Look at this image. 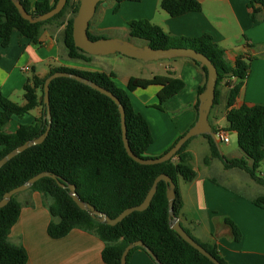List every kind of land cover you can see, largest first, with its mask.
<instances>
[{"label":"trees","instance_id":"16d2710c","mask_svg":"<svg viewBox=\"0 0 264 264\" xmlns=\"http://www.w3.org/2000/svg\"><path fill=\"white\" fill-rule=\"evenodd\" d=\"M113 1L120 4L141 0ZM20 2L27 12L36 16L50 11L57 0H54L53 4L48 1L37 2L34 5L31 0ZM79 4L80 0H67L64 9L53 18L41 23H30L21 17L11 0H0L1 47L6 48L10 45L15 31L36 44L48 25H55L57 28L64 26L62 44L65 58L69 61L91 63L94 56L74 45L72 25ZM248 7L251 10V21L257 22L260 11L264 13V0H250ZM161 8L169 16L176 17L187 12L200 11L201 0H162ZM129 28L130 37L140 39L154 49L193 48L212 61L218 72L214 106L218 103L220 86L224 83L228 88L226 98L228 126L225 131L236 133L237 143L243 155L238 158L226 157L220 153L213 138L204 135L210 146V154L204 162L209 165L212 160L219 159L225 169L242 170L264 188V178L257 174L260 165L264 163V104L242 103L239 108L233 107L248 78L251 56L238 57L232 66L225 60V51L208 34L195 38L175 37L147 20H132L129 22ZM88 35L92 40L104 38L102 35H92L89 29ZM248 45L253 47L252 44ZM194 62L199 65L198 62ZM202 70L207 78V69L203 67ZM58 71L85 77L118 97L125 108L127 138L131 150L144 159L150 158L146 156V150L153 143V135L144 116L134 110L129 93L137 89L158 86L160 90L155 107L161 108L164 102L185 87L181 79L170 75H155L147 79L130 77L127 88L122 89L116 85V74L113 71L82 70L69 66L50 68L44 77L33 75L26 82L23 87L24 104L11 101L0 92V159L45 131L47 120L46 106L43 102L44 82L47 77ZM204 88L205 86L200 89V93ZM49 98L52 116L49 135L42 144L27 149L0 169V200L6 192L22 185L33 176L49 171L59 176L63 182L75 185L82 201L115 218L125 209L141 204L155 179L161 174H166L176 185L174 212L177 216L180 215L183 203L178 188L179 180L191 182L196 177L192 164L193 154L188 150L193 138L188 140L169 161L156 165H141L126 152L120 113L112 99L83 83L64 77L51 82ZM198 105L199 101L197 107ZM36 108H40V114L33 124L20 125L13 133L6 132L13 116L22 117ZM213 129L217 130L214 126ZM213 180L222 183L215 177ZM228 187L264 210V193L252 194L247 189H235L231 185ZM167 188L166 182H159L148 209L134 212L117 225L110 226L98 222L87 211L81 210L71 198L69 190L61 188L57 180L42 178L29 190L13 196L10 202L0 209V264L28 262L29 256L25 247L22 244L11 243L9 235L23 207L19 196L34 192L41 194L43 204L51 216L47 228L48 235L53 239H60L73 229L95 235L104 244L102 260L105 264H121L124 249L135 241H142L162 264H213L170 227ZM224 221L231 229L233 240L240 241L241 232L238 227L229 219L225 218ZM181 225L220 263L229 264L219 254L216 243L199 241L190 230L182 223ZM138 249L146 252L141 247H135L127 256V264H130L133 252ZM149 257L153 260L150 255Z\"/></svg>","mask_w":264,"mask_h":264},{"label":"crops","instance_id":"0c3cea01","mask_svg":"<svg viewBox=\"0 0 264 264\" xmlns=\"http://www.w3.org/2000/svg\"><path fill=\"white\" fill-rule=\"evenodd\" d=\"M43 1L54 3V0H31V3L34 5ZM161 1H126L117 4L113 0H106L97 6L89 32L92 35L103 36L107 31H122L121 35L114 38L130 40L129 22L147 20L175 37L195 38L208 34L225 51V60L230 65L233 66L240 56H251L248 78L233 107L239 108L242 103L264 104V13L260 11L259 20L252 22L251 10L248 7L250 0H201L200 11L171 17L161 8ZM63 30L64 26L57 28L55 25H48L36 44L15 31L8 47L2 48L0 45V92L4 97L16 102L15 100L20 99V94L23 93L24 98L23 87L31 79L29 77L31 73L44 77L50 68L59 66L102 71L100 66L106 62L97 57L89 64L65 58ZM248 44H252L253 47H249ZM165 62L163 72L156 75H170L185 83V87L178 94L159 108L162 109L165 104H169L173 109L182 111L171 125L163 123L159 128L155 118L163 121V117L142 107L149 103L157 105L153 101L160 90L158 86L130 92L140 98L138 106L134 104V97L129 93L134 110L144 116L153 135V143L146 150V156L150 158L166 153L177 139L195 124L200 89L205 86L207 79L200 65L191 59L177 58ZM23 67H30V70L23 71ZM110 71L115 72L112 69ZM115 74L116 85L124 86L121 82L118 83V74L117 72ZM130 77L136 76H129L124 81L126 87ZM227 91L228 88L223 83L220 86L218 103L213 106L209 116L212 122L210 123L215 129L223 130L225 127L221 125L222 122H226V128L228 126ZM24 103L25 99L22 104ZM33 111L36 112V116L31 117ZM33 111L22 117L13 116L6 132L13 133L20 125L33 124L40 114V108ZM230 143L231 140L228 144ZM188 150L194 157L191 142ZM207 167L209 168V165ZM194 170L196 177L193 181L186 182L180 179L178 183L183 203L178 216L180 222L199 241L216 243L219 254L229 264H264V210L230 189L226 182H215L208 170L200 172L195 167ZM234 188L244 189L238 186ZM19 200L23 207L19 219L11 229L9 240L15 245L22 244L25 247L29 256L27 264H105L102 260L104 244L95 235L80 229H73L60 239H53L48 235L47 228L51 216L43 204L41 194L34 192L26 197H19ZM225 218L231 220L240 230V241L233 240L231 229L225 224ZM130 264L155 262L146 252L138 249L133 252Z\"/></svg>","mask_w":264,"mask_h":264},{"label":"water","instance_id":"95a60500","mask_svg":"<svg viewBox=\"0 0 264 264\" xmlns=\"http://www.w3.org/2000/svg\"><path fill=\"white\" fill-rule=\"evenodd\" d=\"M11 1L16 6L21 17L29 21L30 23H41L48 21L49 19L59 14L64 9L67 3V0H57L55 6L50 11L35 16L27 12V10L22 6L20 0H11ZM104 1L106 0H80L79 8L76 16L73 19V25H72V35H73L74 45L77 48L84 51L85 53L95 57L119 54L120 56H126L129 58L142 60L144 62L170 60L177 58H187L198 62L201 68L205 67L207 69V79H206L205 88L199 94L198 97L199 99L198 116L195 124L184 135H182L175 142V144L163 155L155 158H147V159L141 158L133 153L129 145V141L127 138L125 108L121 103V101L118 99V97L115 96L111 91L101 87L97 83L85 77L69 72L58 71L47 77L44 82L43 102L46 106L45 119L47 120V127L45 131L39 137L34 138L32 140H28L24 144L16 147L15 149L7 153L4 157H2L0 159V169L10 160H12L14 157L26 151L27 149L42 144L45 141V139L48 137L52 124L50 98H49L50 84L53 80L60 77L71 78L80 83H83L99 91L103 95H106L115 102L120 113L122 139L126 152L129 155V157H131L135 162L141 165H156L169 161L176 155V153L183 147V145L188 140L196 136L209 135L218 145L219 142L215 139V131L209 119L216 97V83L218 78L217 68L212 63V61L203 53H200L193 48L172 47L168 49H154L147 44L137 45L135 42L131 40H126L122 38L104 37V38H99L97 40H92L88 35L90 22L95 15L99 3H102ZM42 178H52L57 180V183L61 188H67L69 190L71 198L81 210L87 211L89 215L98 222L105 223L110 226L117 225L118 223L122 222L127 216L131 215L134 212H142L148 209L157 192L159 182L164 181L168 185L167 199L169 203L170 227L174 231H176L184 241H186L189 245H191L193 248L198 250L203 256L208 258L213 264H222L214 256H212L205 248H203L199 243H197L182 227L179 217L174 212V201L176 199V185L172 181V179L166 174H161L155 179L151 189L149 190L147 196L145 197V199L141 204L125 209L115 218H111L106 213L97 210L90 203L82 201L79 195L77 194L75 185L63 182L59 176L49 171L41 172L33 176L32 178L28 179L22 185L6 192L3 195L2 199L0 200V209L5 207L9 203L13 196L29 190L37 181H39ZM135 247L143 248L153 258L156 264H162L159 261V259L156 257V255L142 241H135L127 245L121 256V264H127V256L129 252Z\"/></svg>","mask_w":264,"mask_h":264},{"label":"rangeland","instance_id":"374dc122","mask_svg":"<svg viewBox=\"0 0 264 264\" xmlns=\"http://www.w3.org/2000/svg\"><path fill=\"white\" fill-rule=\"evenodd\" d=\"M122 34V31L113 32L107 31L103 33L105 38H114L115 36H119ZM130 40H133L137 45L145 44L144 41L140 39H135L129 36ZM94 56V60H95ZM97 59H101L106 63H102L100 66L101 70H105L110 72V70H114L118 74V83L121 82L124 86L120 85L121 88L126 89V82H124L129 76H136L140 78H152L159 72H163V63H166L165 60L158 61H150L144 62L142 60L129 58L126 56H120L119 54L107 55L102 57H97ZM122 59V60H120ZM93 60V61H94ZM93 63V62H92ZM29 77L32 78L33 74H29ZM118 85V86H119ZM130 95L134 97V104L136 106L139 105L140 98L136 97L134 93H130ZM132 97V98H133ZM17 103L22 104L24 102L23 93L20 94V99L15 100ZM157 102V97L153 101ZM167 103V102H166ZM142 105V104H140ZM142 107L148 111H154L159 113L161 117H163V121L155 118L156 125L161 126L163 123L167 125H171L172 121L182 114V111L179 109L175 110L169 104H165L162 109H159L154 106L153 103H149L148 105H142ZM185 110V109H184ZM184 112V111H183ZM30 116H36V112H31ZM28 116V118L30 117ZM27 118V117H26ZM228 124V123H227ZM222 126L226 129V122L221 123ZM166 126V125H165ZM160 128V127H159ZM229 135V139L231 140L230 144H226L223 142H219V151L221 154L225 155L228 158H238L243 155V152L239 149L237 143V136L235 132L225 131ZM192 148H194V157L192 160V164L195 168H197L200 172H204L208 170L209 174L215 177L220 182H226V184L231 186L243 187L245 190L247 189L252 194H261L264 193V188L256 184L244 171L239 169H224L223 163L219 159H214L210 162L209 168L205 164L204 160L209 155V142L203 136H196L191 141ZM208 168V169H207ZM258 176L264 178V163H262L257 171ZM29 193H23L19 197H26Z\"/></svg>","mask_w":264,"mask_h":264},{"label":"built area","instance_id":"2783aa9c","mask_svg":"<svg viewBox=\"0 0 264 264\" xmlns=\"http://www.w3.org/2000/svg\"><path fill=\"white\" fill-rule=\"evenodd\" d=\"M22 70L28 72L30 70V67H23ZM215 139L218 142H223L226 144L230 142L228 133L223 131L222 129H217L215 131Z\"/></svg>","mask_w":264,"mask_h":264}]
</instances>
